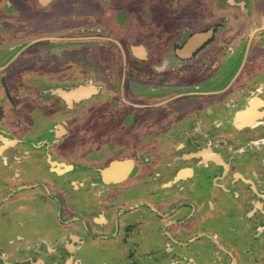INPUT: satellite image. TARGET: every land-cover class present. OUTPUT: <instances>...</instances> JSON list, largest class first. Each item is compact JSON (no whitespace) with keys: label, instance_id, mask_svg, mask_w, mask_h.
Listing matches in <instances>:
<instances>
[{"label":"flooded vegetation","instance_id":"1","mask_svg":"<svg viewBox=\"0 0 264 264\" xmlns=\"http://www.w3.org/2000/svg\"><path fill=\"white\" fill-rule=\"evenodd\" d=\"M75 2L0 0V264H264L253 0H173L141 41L87 20L126 29L129 0Z\"/></svg>","mask_w":264,"mask_h":264},{"label":"rangeland","instance_id":"2","mask_svg":"<svg viewBox=\"0 0 264 264\" xmlns=\"http://www.w3.org/2000/svg\"><path fill=\"white\" fill-rule=\"evenodd\" d=\"M149 1V2H148ZM164 2V3H163ZM173 0H129V4L128 6L131 7V11L133 13V20L132 22H130L127 25V28L125 29L124 24L120 22V17L118 13H113L110 17V14L107 16V18H105V14H99L97 15V13L92 12V14H96L95 18H90L87 19L90 22H92L94 25L95 23H98L103 26L104 23L108 24V25H104V26H108L110 28H112V34L118 36L117 38L121 39V40H125L126 38L131 39L132 37L136 38L137 40H139L140 38H147V35L149 33H154V32H161V31H166L168 29H170V27H172L175 23V21L173 20H168L169 19V15L167 14V12H165L163 6H166V9L169 10L170 12H174L175 10H177V7H175L174 5H172ZM258 4V6L260 7V10L256 9L255 11L263 16L264 18V0H258L256 2ZM87 5L92 9V3L91 0H87L80 2L78 0H76V2L74 3V6L77 8L76 12H73V10L69 7V9L65 10L66 14H64V18L65 19H70L71 17L69 14H74L76 13L77 15L79 14L81 8L84 6L87 12ZM24 8V7H23ZM37 10L33 11L32 15H34V13H37V26L40 28L44 29L45 24H47L48 19L43 15L42 18H38V14H40L42 12V10H40L39 8H36ZM32 11V10H30ZM261 13V14H260ZM101 15V16H100ZM260 16V17H261ZM88 22V21H87ZM123 25V26H122ZM233 26H235L233 24ZM237 29V26H235ZM115 28H123L124 29V33L121 31H117L115 30ZM115 30V31H114ZM148 33V34H147ZM122 34H125L126 36L122 37ZM232 37L236 39L235 37V33H231ZM132 38V39H133ZM149 39V38H147ZM141 41V40H139ZM81 52L82 54H86V49L81 48ZM73 55H75V53L70 54L69 57H65L63 59V61H66L65 63L68 62H73L72 60L74 59ZM10 57V56H9ZM8 57V58H9ZM86 60H90L88 56H85ZM261 57V56H260ZM260 57H258L257 59L260 60ZM7 59V58H6ZM261 59H263V57H261ZM131 66H133L131 64ZM139 67V66H137ZM140 69L142 67H139ZM264 79V78H262ZM6 103H8V101H6ZM34 114L35 117L38 120H41V116H45L46 115V111L41 110V109H34ZM40 114V115H38ZM88 122L91 120H87ZM86 124V123H85ZM100 133V132H99ZM107 139L110 140V135L107 136ZM98 140H100V136H98ZM93 150L89 153L86 154L84 157H86L85 159H113L114 156L116 155V151L114 147L112 146H108V145H103L101 143L98 144H93ZM69 156V159H75L76 154L74 153H69L67 154ZM28 229L27 225H25V227L21 229H19L18 232L23 231V233L26 232V230ZM22 230V231H21ZM9 233L13 234V229L10 227L9 228ZM207 248H210L209 245ZM212 247L211 250L212 251ZM19 260H23V259H19ZM214 260V259H213ZM219 262L218 259H215V264H217Z\"/></svg>","mask_w":264,"mask_h":264},{"label":"crops","instance_id":"3","mask_svg":"<svg viewBox=\"0 0 264 264\" xmlns=\"http://www.w3.org/2000/svg\"><path fill=\"white\" fill-rule=\"evenodd\" d=\"M258 0H253L252 5H254V7H256V9L260 10V7L258 6V4L256 3ZM255 3V4H254ZM264 22V20L262 21Z\"/></svg>","mask_w":264,"mask_h":264}]
</instances>
